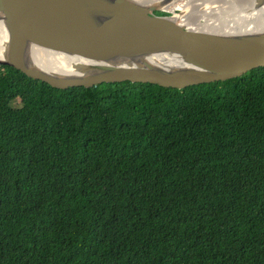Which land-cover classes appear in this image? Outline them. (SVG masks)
<instances>
[{
  "label": "trees",
  "instance_id": "16d2710c",
  "mask_svg": "<svg viewBox=\"0 0 264 264\" xmlns=\"http://www.w3.org/2000/svg\"><path fill=\"white\" fill-rule=\"evenodd\" d=\"M0 264H264V68L57 89L0 65Z\"/></svg>",
  "mask_w": 264,
  "mask_h": 264
},
{
  "label": "water",
  "instance_id": "95a60500",
  "mask_svg": "<svg viewBox=\"0 0 264 264\" xmlns=\"http://www.w3.org/2000/svg\"><path fill=\"white\" fill-rule=\"evenodd\" d=\"M211 1L159 0L146 8L132 0H0V20L7 32L0 65L57 89L129 81L183 90L264 68V29L245 31L250 20L219 24L211 15L201 18L211 13L201 9ZM166 6H176L175 13ZM263 6L264 0H256L252 7ZM183 7L193 23L208 20L216 27L187 25L176 17ZM39 49L80 58L91 66L87 71L50 73L32 61L31 52ZM165 53L179 56L183 67L120 64Z\"/></svg>",
  "mask_w": 264,
  "mask_h": 264
},
{
  "label": "bare ground",
  "instance_id": "6f19581e",
  "mask_svg": "<svg viewBox=\"0 0 264 264\" xmlns=\"http://www.w3.org/2000/svg\"><path fill=\"white\" fill-rule=\"evenodd\" d=\"M139 5L146 8L154 7L158 4L159 0H132ZM248 0H215L204 4L201 9L206 11H211V13H219L223 15L230 14L234 10H239L237 17L246 22L250 20L252 25H248L245 31H254L256 29H264V6L258 9H254L252 6L256 4V0H250L252 4H249V9L245 8L247 6ZM176 6H166L165 9L174 12ZM188 8L183 7L182 15H176L187 25H192L195 29L203 28H215L216 25L213 23H208L205 20L204 23H193L188 15ZM175 13V12H174ZM211 13H202L201 18L207 19ZM235 18V17H233ZM224 19V18H223ZM222 19V20H223ZM217 20V19H210ZM6 43H7V32L0 20V60L5 57L6 54ZM33 56L32 61L39 68L46 70L50 73L60 74L63 71H71L72 69L78 71L89 70L91 64L80 58L70 57L69 55L63 54L61 52L39 49L31 52ZM122 66L127 65H152L158 67H164L166 69L181 68L183 67L182 59L175 54H157L152 56H146L138 60H122L120 61Z\"/></svg>",
  "mask_w": 264,
  "mask_h": 264
},
{
  "label": "rangeland",
  "instance_id": "374dc122",
  "mask_svg": "<svg viewBox=\"0 0 264 264\" xmlns=\"http://www.w3.org/2000/svg\"><path fill=\"white\" fill-rule=\"evenodd\" d=\"M246 2L247 1H245L244 3H246ZM245 8L249 9V4H247V6ZM238 12H240V11L236 9V10L232 11L230 14H227V15L216 13V14H212L210 16L211 17L210 19H217L219 21V24H224V22H226V21L229 22L230 24H233V22H235V21L237 22L236 18H238V17H237V15L235 16V14H237ZM160 14H162V13H160ZM176 14L177 15H181L182 13H179V12L176 11ZM233 17H235V18H233Z\"/></svg>",
  "mask_w": 264,
  "mask_h": 264
},
{
  "label": "clouds",
  "instance_id": "9594fccd",
  "mask_svg": "<svg viewBox=\"0 0 264 264\" xmlns=\"http://www.w3.org/2000/svg\"><path fill=\"white\" fill-rule=\"evenodd\" d=\"M163 14V13H162Z\"/></svg>",
  "mask_w": 264,
  "mask_h": 264
}]
</instances>
